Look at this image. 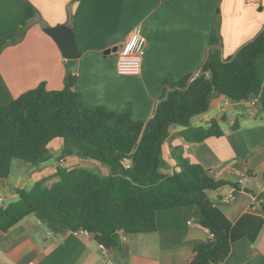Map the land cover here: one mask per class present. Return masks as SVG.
<instances>
[{"label": "crops", "instance_id": "crops-1", "mask_svg": "<svg viewBox=\"0 0 264 264\" xmlns=\"http://www.w3.org/2000/svg\"><path fill=\"white\" fill-rule=\"evenodd\" d=\"M28 1L36 15L20 39L22 1L0 0V106L40 83L49 91H59L69 72L76 77L77 90L86 104L114 112L126 106L134 121H147L166 92L159 80L165 75L173 81L186 76L192 80L208 52L218 48L209 45L215 20L219 22L223 60L264 27V0L259 4L247 0ZM59 25L72 29L79 59L67 63L43 32ZM135 28L146 42L141 73L121 76L112 51ZM262 114L255 96L232 102L224 95H215L208 111L193 118L191 125L204 126L212 118L222 117L220 137L188 144L179 134L183 129L172 126L162 144L163 174L178 172L177 158H181L201 166L214 178L219 174L216 180L237 188L228 185L208 192L198 208L158 211L155 232L123 235L120 246L106 252L99 249L92 235L55 233L29 215L0 233V264H189L194 247L210 237L196 223L198 215L212 230L229 238L230 251L221 264H264ZM59 141L50 145L60 146ZM55 169L49 163L31 169L12 160L8 177L0 179V205L17 199L16 188H30L40 179L53 177Z\"/></svg>", "mask_w": 264, "mask_h": 264}, {"label": "trees", "instance_id": "trees-1", "mask_svg": "<svg viewBox=\"0 0 264 264\" xmlns=\"http://www.w3.org/2000/svg\"><path fill=\"white\" fill-rule=\"evenodd\" d=\"M21 1L20 39L36 15L28 0ZM218 28L217 19L209 45L218 48L208 52L192 80L186 76L173 81L168 75L159 80L166 92L147 121H134L128 108L114 112L86 104L76 77L69 72L59 91H49L40 83L0 106V179L8 177L12 160L30 167L51 161L54 154L49 146L56 139L62 141L60 157L76 154L109 169L107 175H100L86 168L56 166L53 177L40 179L30 188H16L17 199L0 205V233L33 215L55 233L86 232L110 250L120 246L123 235L155 232L158 211L198 208L208 192L228 185L237 188L181 158H177L178 172L160 171L162 144L172 126L183 129L179 134L188 144L222 135V117L204 126L191 125L193 118L208 111L215 95L232 102L255 96L264 115V27L225 60ZM260 198L264 202V195ZM196 223L210 237L194 247L189 264L223 263L230 251L228 236L212 230L201 215Z\"/></svg>", "mask_w": 264, "mask_h": 264}, {"label": "built area", "instance_id": "built-area-1", "mask_svg": "<svg viewBox=\"0 0 264 264\" xmlns=\"http://www.w3.org/2000/svg\"><path fill=\"white\" fill-rule=\"evenodd\" d=\"M253 4H259L261 0H247ZM146 42L145 38L140 34L138 28H135L128 36L126 41L117 48L116 52V72L121 76H138L141 73V63L143 52L145 50ZM219 174L215 175V178ZM242 180V179H241ZM238 183H242L240 180ZM74 235L84 234L89 235L86 232L74 231ZM123 239V236L120 240ZM101 251L107 250L102 244H98Z\"/></svg>", "mask_w": 264, "mask_h": 264}, {"label": "rangeland", "instance_id": "rangeland-1", "mask_svg": "<svg viewBox=\"0 0 264 264\" xmlns=\"http://www.w3.org/2000/svg\"><path fill=\"white\" fill-rule=\"evenodd\" d=\"M104 107V106H102ZM127 108L125 106V109H123V111H125ZM122 112V111H121ZM262 116H264L262 114ZM179 128V127H178ZM60 146L55 144H51L50 145V149L51 152L54 154V158L49 161V165L52 166H65L66 168L72 169V168H86L89 169L91 171H94L100 175H107L109 173V169L107 166L99 164L97 162L91 161V160H87V159H83V158H79L78 156H76V154H73L71 156H65V157H60L61 154V148H62V141H59ZM63 160V161H62ZM14 162H19V163H23L20 160L15 159ZM29 168H35V167H30ZM50 182L53 181L52 179L49 180ZM29 187V186H28ZM13 194V193H12ZM16 200V199H15ZM15 200L9 199V200H5V204L6 203H10L13 202Z\"/></svg>", "mask_w": 264, "mask_h": 264}, {"label": "water", "instance_id": "water-1", "mask_svg": "<svg viewBox=\"0 0 264 264\" xmlns=\"http://www.w3.org/2000/svg\"><path fill=\"white\" fill-rule=\"evenodd\" d=\"M43 32L55 42L61 56L65 60L73 61L80 58L81 54L78 51L77 45L75 43V36L70 27L64 25L46 27L43 29ZM112 52L116 53L117 48Z\"/></svg>", "mask_w": 264, "mask_h": 264}]
</instances>
